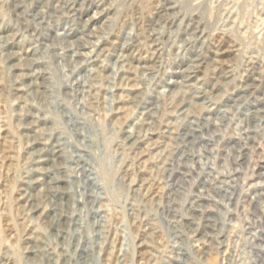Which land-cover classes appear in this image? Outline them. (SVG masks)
<instances>
[{"label":"rangeland","instance_id":"374dc122","mask_svg":"<svg viewBox=\"0 0 264 264\" xmlns=\"http://www.w3.org/2000/svg\"><path fill=\"white\" fill-rule=\"evenodd\" d=\"M0 264H264V0H0Z\"/></svg>","mask_w":264,"mask_h":264},{"label":"bare ground","instance_id":"6f19581e","mask_svg":"<svg viewBox=\"0 0 264 264\" xmlns=\"http://www.w3.org/2000/svg\"><path fill=\"white\" fill-rule=\"evenodd\" d=\"M168 14V13H167ZM163 17V16H162ZM166 19V18H165ZM155 22H156V20H155ZM163 22V21H162ZM170 24V23H169ZM156 25V24H155ZM89 26V25H88ZM86 28V27H85ZM156 28V27H155ZM146 33H148V32H146ZM197 33V32H196ZM86 35H88V34H86ZM161 36V35H160ZM153 39V38H152ZM156 39V38H155ZM161 39V38H160ZM137 40V39H136ZM188 40V39H187ZM87 41V40H86ZM165 41V40H164ZM89 42V41H88ZM87 42V43H88ZM91 42V41H90ZM86 44V43H85ZM158 44V43H157ZM167 45V44H166ZM72 46V45H71ZM70 46V47H71ZM92 46V45H91ZM148 46H149V44H148ZM152 46V45H151ZM154 46V45H153ZM65 47V46H64ZM158 47V46H157ZM67 48H68V46H67ZM66 48V49H67ZM120 48V47H119ZM65 49V48H64ZM78 52V51H77ZM76 54V53H75ZM80 55V54H79ZM128 55V54H127ZM73 56V55H72ZM124 56V55H123ZM91 58V57H90ZM123 61V60H122ZM79 62V61H78ZM77 62V63H78ZM85 62V61H84ZM122 64V63H121ZM200 64V63H199ZM146 67V66H145ZM149 68V67H148ZM77 73V72H76ZM88 75V74H87ZM86 75V76H87ZM193 75V74H192ZM183 76V75H182ZM186 76V75H185ZM82 77V76H81ZM181 77V76H180ZM192 77V76H191ZM149 79H150V77H149ZM190 79V78H189ZM149 81H151V80H149ZM170 81V80H169ZM184 83V82H183ZM179 84V83H178ZM170 85V84H169ZM172 85V84H171ZM75 91H77V89L75 90ZM180 91V90H179ZM206 93V92H205ZM81 94V93H80ZM147 100V99H146ZM187 100V99H186ZM195 100V99H194ZM189 101V100H188ZM141 109V108H140ZM139 109V110H140ZM146 109V108H145ZM207 109V108H206ZM207 115H209V114H207ZM252 119V118H251ZM135 120V119H134ZM196 120V119H195ZM153 121H155V120H153ZM153 121H151V122H153ZM141 124V123H140ZM147 124V123H146ZM204 126V125H203ZM149 128V127H148ZM203 128H205V127H203ZM138 129V128H137ZM145 130V129H144ZM149 130V129H148ZM181 130V129H180ZM209 130V129H208ZM181 132V131H180ZM138 133V132H137ZM166 133V132H165ZM262 133V132H261ZM183 134V133H182ZM126 135V134H125ZM178 135H179V133H178ZM181 135V134H180ZM196 135V134H195ZM191 138V137H190ZM134 141V140H133ZM44 143V142H43ZM200 144V143H199ZM204 146V145H203ZM46 147V146H45ZM52 148V147H51ZM54 148V147H53ZM54 151V150H53ZM198 151V150H197ZM37 152V151H36ZM39 153V152H38ZM44 155V154H43ZM192 156V155H191ZM44 158V157H43ZM46 158V157H45ZM50 158V157H49ZM184 158V157H183ZM46 160V159H45ZM52 185V184H51ZM252 204V203H251ZM60 222H62V221H60ZM205 222V221H204ZM213 224V223H212ZM190 227V226H189ZM51 257V256H50Z\"/></svg>","mask_w":264,"mask_h":264}]
</instances>
